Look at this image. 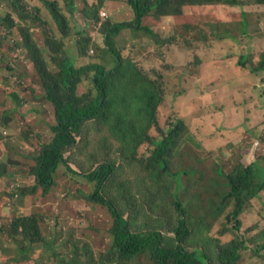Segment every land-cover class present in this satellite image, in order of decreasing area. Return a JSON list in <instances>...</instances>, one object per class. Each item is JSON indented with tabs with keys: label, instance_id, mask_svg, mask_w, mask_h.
<instances>
[{
	"label": "trees",
	"instance_id": "trees-1",
	"mask_svg": "<svg viewBox=\"0 0 264 264\" xmlns=\"http://www.w3.org/2000/svg\"><path fill=\"white\" fill-rule=\"evenodd\" d=\"M106 1L96 0L92 4L85 2L82 8L83 15L87 20H95L97 25H103L102 9ZM129 2L136 11V20L110 26L106 35L105 50L95 41L96 36L85 31V27L76 28L75 32L72 27H68L66 15L74 13L76 7L74 0L61 2L7 0L6 8L0 6V50L2 43L9 46L10 56L13 58L24 55L28 60L27 70H23V66V72L20 73L18 65L13 63L6 65L3 72H6L8 77L3 75L5 79L1 78L0 90L18 94L31 88L32 93H35L38 90L32 87H41L44 90V100L52 104L56 111V124L51 127L53 137L49 144L44 145L46 138L50 137L47 134L42 137L41 131L34 134L32 130H23L20 127L15 130L22 133V141L26 140L28 145H37L34 149L40 154L35 156L37 158L32 164V172L37 177V188H42L44 196H49L57 185L56 174L62 164H66L73 175H82L90 181H95L96 192L90 193L87 199L101 209L108 208L113 216L114 224L110 230L113 245L107 255L113 264H130L144 254L150 255V260L154 264H210L209 259L215 256L217 264H240L242 252L247 249V240L238 234L245 226L244 217L249 204L255 199L260 200L261 193H264V163L238 162L231 170H226L220 164L209 166L200 151L190 148L178 149L180 126H176L162 140L152 139L149 132L157 121L163 91H160L159 82L153 81L135 62L125 61L120 50L115 47L113 34L128 27H135L136 23L137 29H145L155 35L150 27L142 26L145 17L153 16L156 19L165 16L177 17L184 13V7L190 5L206 8L217 4L242 7L252 4L255 7L264 4V0H129ZM45 8L52 15L46 12ZM249 10L244 8L241 13L242 19L237 22H217L212 24L213 29H210L209 25L211 31L204 25L202 31L205 30L208 35L212 32L214 36L224 39L246 37L251 44L264 32L251 31L246 16V11ZM189 23L186 22V29L192 27L197 29L199 34L202 32L198 24ZM234 25L239 26L237 35L226 31V26ZM221 26L223 27L219 29ZM34 29L41 30L43 45L35 41L32 32ZM206 33L203 34L204 39ZM72 35L75 36L74 41L73 44H69ZM94 48L99 50L100 55L98 54V59L92 61L89 54L94 52ZM257 54L260 55V59L254 60ZM108 55H112L113 60L115 58L118 61L116 63L114 60L116 65L112 69L105 66V56ZM2 57L0 55V59ZM232 57H237V63L241 67L248 64L251 72H255L259 80L264 82V51L257 53L250 45L247 52L245 49L238 52L228 50L225 59ZM26 60L23 62L26 63ZM0 65L2 76L3 64ZM33 69L36 73H31ZM80 86L88 88L80 91ZM236 96L239 97L238 94ZM236 96L233 97L236 103L232 106L241 104ZM247 110H252V107L249 106ZM7 112L9 110L4 113V118L8 116ZM94 122L106 125L113 134L120 137L117 139L123 143V150L126 148V151L136 154L135 160H139L141 165L145 162L147 168L145 172L148 174L149 171L147 178L143 180L144 187H147L150 181L156 201L149 206L137 197V203L132 207V219L126 218L119 204L107 194L108 184L117 176L119 169L117 164L105 162L85 173L78 168H72L68 162L67 153L78 146L79 136L82 137L87 125ZM9 124L10 122H7L4 127L8 134L12 128ZM144 142L153 144L155 149L152 156L146 158L141 155L139 158L137 149ZM70 171L65 174L71 176ZM169 202H172L173 206ZM189 215L198 219L196 224L206 221L209 217H213L215 221L219 220L224 228L216 237L217 240L213 241L206 236L202 226L189 228L191 218ZM37 217L40 219L38 215ZM38 218L34 215L15 218L13 228L20 230L16 235L29 241H43L44 228L48 230L50 228L43 219ZM58 221L60 224L63 223L61 218ZM227 228L243 239L236 238L234 241L229 240L221 244L225 236H230ZM70 231L62 229L63 234ZM172 231L173 235L169 236ZM74 235L72 231L65 238H72ZM260 238L263 243L259 244L256 253L264 250V229L253 242ZM214 243H217L219 251L215 256H208L206 254L208 251L204 248ZM88 244L91 247L88 252L93 251L89 253L92 258L94 250L91 243ZM187 245L192 246L191 251ZM20 250L23 251L21 245ZM75 261L76 258L65 257L61 262L76 264ZM94 263L95 261L90 262ZM101 264H106L104 257Z\"/></svg>",
	"mask_w": 264,
	"mask_h": 264
},
{
	"label": "rangeland",
	"instance_id": "rangeland-1",
	"mask_svg": "<svg viewBox=\"0 0 264 264\" xmlns=\"http://www.w3.org/2000/svg\"><path fill=\"white\" fill-rule=\"evenodd\" d=\"M85 2L92 4L96 0H74L76 4L74 13L66 15L68 27H72L73 32L76 28L83 29L85 27V31L97 37L95 41L100 47L102 45L101 48L104 50L107 46L106 35L110 26L120 22H135L137 18L136 11L129 0H107L102 9L104 24L97 25L95 20H87L83 15L82 8ZM1 3L0 6L7 7V0H0ZM244 8L250 9L246 11V16L250 22L251 31L262 30L264 32V4L255 7L252 4L244 7L217 4L206 8L190 7L177 17L165 16L160 19L153 16L145 17L142 26L150 27L156 33L155 35L148 30L137 29L136 23L135 27H128L122 32L113 34L115 47L120 50L125 61L135 62L141 71L148 73L153 81L159 82L160 91H163L161 93L163 101L158 108L157 121L154 122V128L152 127L149 132L152 139L162 140L176 126H180L178 149L190 148L200 151L199 153L205 157L204 161L207 165L220 164L226 170H231L238 162L252 164L260 161L262 164L264 163V82L259 80L255 72H251V67L248 64L245 67L239 66L237 57L225 59L228 50H237L238 52L245 49L247 52L250 45L257 53L264 51V34L249 44L246 37H239L235 40L224 39L217 35L214 36L212 32L208 35L205 30L202 31V27L205 25L208 31H211L212 24L217 22H237L242 19L241 13ZM45 10L52 15L46 8ZM46 15L48 16V14ZM49 19L52 21L51 18ZM187 21L190 22L189 24H198L202 32L199 34L197 29L192 27L186 29ZM72 24L74 25L72 26ZM238 27V25L226 26V31L237 35ZM32 32L35 41L39 45H43L41 30L34 29ZM204 33H206V39L203 38ZM67 49H69L68 45ZM93 50L94 52L89 54V57L92 56V61L98 59L100 55L99 50H95V48ZM10 53L9 46L1 43L0 55L3 57L0 59V64H3V68L0 82L1 78L8 77V74L3 72L7 64L18 65V73L23 72V66V70H27V58L24 55L20 58H13ZM259 59V54L254 56V60ZM24 60L26 63L23 62ZM114 60L118 63L117 59L114 58ZM114 60L112 55L105 56L107 69L115 67ZM31 73H36V71L33 69ZM87 88L88 86H80V91ZM29 89L31 91V88ZM32 89H37L44 95V90L41 87H32ZM2 91L7 92V90ZM234 96L241 101L243 110L235 106H233L235 112L231 109V106L236 103L233 99ZM47 105L50 109L45 108L44 116H41L36 122L33 121V125H31V130L34 133L41 131L43 132L42 137L46 134L50 137L46 138L44 145L51 143L53 137L51 126L56 124L55 107L48 102ZM248 105L252 107V110H247ZM6 109L10 110L7 107ZM2 111L6 112L4 109H0V119ZM13 114L19 115V111L7 112L8 116L13 117ZM19 118V116H15V121ZM43 120L46 121L45 128H43L44 126L40 127ZM21 122L26 128L27 122L23 120ZM87 126L82 137L79 136L78 146L67 153L68 162L72 168H78L79 171L85 173H89L92 167H97L105 162L117 164L119 167L117 176L108 184L107 194L119 204V208L126 218L132 219V207L137 203V197L149 206L156 201L150 181L148 186L144 187L143 180L149 174V171L148 174L145 172L147 169L145 162L143 165L139 164V160H135L136 154L126 151V148L123 150V143L117 139L120 137L113 134L106 125L94 122ZM144 143L137 149L139 158L141 155L148 158L154 152L153 144ZM31 150L36 151L35 149ZM69 171L66 164H62L56 174V177L58 176L57 185L52 189V193L50 192L49 196H44V190L37 189L32 194L36 197L32 209L35 214H32V211L30 214H23L25 216L34 215L36 218L38 215L49 226V230L43 227V241H29L16 235L20 230L13 228L15 227V218L5 213L1 204L5 202L11 207L16 202L14 206L20 208L19 200L21 198L18 199V193L25 192V190L19 187L17 181L7 183L6 188L1 192L4 196L0 199V234L5 244L14 247L21 245L24 252L12 248L16 252L14 257L0 258V261H3L0 264L9 261L12 264H62L61 261L65 257L76 258V264H90L91 261H95L94 264H101L104 257L106 264H113L107 257L113 245V236L110 235L114 224L113 216L108 208L101 209V207L91 204L87 199L90 193L96 192V182L90 181L82 175H73L71 171L72 175L67 176L65 172ZM36 180L37 177L34 175L32 181L29 182L30 187L26 188L30 189V193L32 189L38 187ZM12 195L15 196L12 197ZM169 203L173 206L172 202ZM247 209L244 217L245 226L238 234L247 240V249L242 252L240 264H264V250L261 249L259 253H256L259 244H262L263 241L260 238L257 242H253V239L258 238V234L264 229V193H261L260 200H253ZM59 218L63 219V223L60 224ZM197 221L198 219L191 217L189 228L202 226L206 231L205 235L212 238L213 241L217 240L216 237L224 228L221 222L215 221L213 217H209L200 224H196ZM224 221L225 219L222 220V223ZM139 223L141 222L139 221ZM62 229L71 231L63 234ZM72 231L75 235L66 239V235ZM227 232L230 236H225V240L221 241V244L229 240L234 241L236 238L243 239L228 228ZM170 235H173V231L169 233ZM193 238L195 239L194 234ZM88 242L91 243L94 250L92 258L89 253H93V251L88 252L91 249ZM187 246L191 251L190 247L192 246ZM204 249L208 251L206 253L208 256H215L219 251L217 243ZM209 261L210 264H217V256ZM130 264L154 263L150 260V255L144 254Z\"/></svg>",
	"mask_w": 264,
	"mask_h": 264
},
{
	"label": "crops",
	"instance_id": "crops-1",
	"mask_svg": "<svg viewBox=\"0 0 264 264\" xmlns=\"http://www.w3.org/2000/svg\"><path fill=\"white\" fill-rule=\"evenodd\" d=\"M190 7L194 6L190 5L184 7V12H186V10ZM74 37L75 36L72 35V41H69V44H73ZM6 107L10 109L9 113L19 111V115L13 114V117L7 116L4 118V111H2V117L0 119V199H2L4 196V194H1V192H3V190L6 188L5 186L7 185V183L17 181L19 187L25 190V192L22 191L20 192V194L18 193V199L21 198V200H19L21 204L20 208L14 206L16 202L13 206L11 205V207L6 205V203L4 202V204H1V207L3 208V211L9 214L11 217L18 218L20 216H25L23 215L24 213L30 214L35 205L34 203L36 202V197L32 194L37 190L34 191V189H32L30 193V189L27 190L26 188L30 187L29 182H31L34 178V172H32V164L37 158H35V156L40 153H38V151H32L31 149H34V147L37 148V145H28L26 140L22 141V133H17L15 132V130L19 127L21 128L22 126L23 130H31V125H33L32 122H36L39 118H41V116H44L45 108L50 109V107L47 105V101L44 100V95L41 91L32 93V91L26 89L21 93L16 94L0 90V109H4L6 111ZM235 107L241 108V110H243V105L241 104H237ZM231 109L235 112L233 106H231ZM15 116H19L20 118L15 121ZM21 120L27 122L26 128H24L25 126L21 122ZM7 122H10L9 125L12 126V128H10L11 132L9 134L7 133L8 131L4 130ZM2 124L4 127L2 126ZM41 126H44L43 128H45L46 121L43 120L40 127ZM34 134L37 133L35 132ZM23 143L25 145H23ZM13 196L15 195H12V197ZM32 214L35 213L32 211ZM6 245L7 244L3 242L0 234V258L2 259L7 257H14L16 252L14 249L12 250V248H15L19 252H21L20 246L14 247L13 245ZM5 264L12 263L9 261Z\"/></svg>",
	"mask_w": 264,
	"mask_h": 264
},
{
	"label": "clouds",
	"instance_id": "clouds-1",
	"mask_svg": "<svg viewBox=\"0 0 264 264\" xmlns=\"http://www.w3.org/2000/svg\"><path fill=\"white\" fill-rule=\"evenodd\" d=\"M72 37V36H71Z\"/></svg>",
	"mask_w": 264,
	"mask_h": 264
}]
</instances>
